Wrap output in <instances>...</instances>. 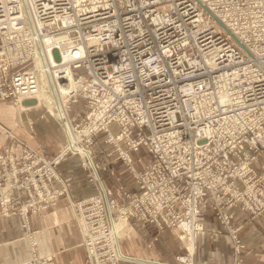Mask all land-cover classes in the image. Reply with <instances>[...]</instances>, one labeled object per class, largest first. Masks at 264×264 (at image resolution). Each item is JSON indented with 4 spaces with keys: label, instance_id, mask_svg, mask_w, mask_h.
<instances>
[{
    "label": "built area",
    "instance_id": "2783aa9c",
    "mask_svg": "<svg viewBox=\"0 0 264 264\" xmlns=\"http://www.w3.org/2000/svg\"><path fill=\"white\" fill-rule=\"evenodd\" d=\"M41 80L64 141L47 157L0 124L19 145L0 148V217L27 229L65 194L85 264H118L119 221L151 224L147 247L171 232L191 255L209 212L235 243L233 209L264 213V0H0V102L36 101ZM70 155L95 187L78 199L58 171Z\"/></svg>",
    "mask_w": 264,
    "mask_h": 264
},
{
    "label": "crops",
    "instance_id": "0c3cea01",
    "mask_svg": "<svg viewBox=\"0 0 264 264\" xmlns=\"http://www.w3.org/2000/svg\"><path fill=\"white\" fill-rule=\"evenodd\" d=\"M7 109L12 110V113L9 114ZM16 115L20 116L22 120H17ZM0 122L16 135L23 138L30 136L27 135L29 133L26 130L23 115H20L18 109L9 101L0 102ZM9 141L5 134L0 133V143L8 144ZM63 141L64 136L58 143L59 147ZM78 166L80 167V164L75 156H70L68 162L63 165L64 174L72 177L70 190L73 192L74 199L94 192L93 184L84 176V171ZM77 167L76 175L73 171ZM244 217H246L244 212L236 210L234 222L244 220L240 237L247 250L243 255L242 264H264V215L252 220H245ZM210 218L217 221L209 212L203 222L206 230L199 235L197 241L194 264H229L231 250L229 239L227 236L215 232L219 226L217 222L211 224L215 221ZM31 224L32 228L37 230L39 253L53 254L51 260L45 264H84L85 255L80 244V234L72 209L65 197H60L54 207L46 209L39 215H32ZM131 226L132 228L128 229L118 241L120 251L128 256L121 259L120 264L176 263L175 252H173V256L167 257L164 256L163 251L164 237L169 240L174 237V234L168 231L162 232L158 239L150 247H147L145 240L147 241L154 233V227L149 223L136 221H132ZM175 240L177 248H180L181 243L176 238ZM29 257V247L23 236L19 217L0 218V264H24Z\"/></svg>",
    "mask_w": 264,
    "mask_h": 264
},
{
    "label": "rangeland",
    "instance_id": "374dc122",
    "mask_svg": "<svg viewBox=\"0 0 264 264\" xmlns=\"http://www.w3.org/2000/svg\"><path fill=\"white\" fill-rule=\"evenodd\" d=\"M51 98H52V96L48 97V99L45 98V100H49ZM35 104H36V101H34V100H25V101H23V105L26 106V107H29V109H23L21 107H18V105H13L12 104L15 108L18 109V113H20V115H23L24 123L26 124V130L29 133L27 135H30V136H27L26 138L28 139V137H30V139L27 140L26 138H23L22 136H20L18 134L16 135L15 133H13L10 130L9 131L16 138H18L19 140L24 141L25 143H27L28 145H30L32 147H42L47 152V153H45V155L47 157H50L55 152H57V150L59 149L58 143H59V141H61V139H62V137L64 135L62 136L63 132L61 130V127H60L58 121H56V119H54L53 117H51L47 113V109L45 108V106L43 104L35 106ZM78 110L83 111L84 107H82L78 103L72 104L70 115L77 113ZM6 111L9 114L12 113V110H10V109H7ZM16 119L17 120H22V118L20 116H18V115H16ZM51 119H53L55 122L52 121ZM0 124L3 125V123H1V122H0ZM3 134H5L7 136V139H9L10 141H9L8 144L0 143V148L1 147H5V146H9V145L13 144V142H14V144L16 145V150L19 151V148H18L19 145L15 141V139H13V141H12L8 134H6V133H3ZM99 147L100 146L97 145V144L94 145L93 146V151L96 152L97 155H98L97 156V161L101 162L102 156L98 153L99 152ZM130 154H131L132 159L135 160V161L139 157H142V158H147L148 157V155H147V153L145 152L144 149H140V151H138V152H131ZM70 156H73V155H70ZM70 156H68L67 159L64 160L61 164H59L58 171L60 172V174L63 177L69 178L68 191H69L70 198L74 199L73 195H72L73 192H71V190H70L72 177L70 175L64 174V171H63V165H65L68 162ZM78 167L75 168L74 171H73V172H75L76 175H77L76 169H78ZM79 168H81L84 171V176H86V178L90 181L88 171L86 169H83L81 166ZM118 169L122 170L121 168H118ZM98 172H99V175H101L103 177V179L105 180L106 184L111 185V186L117 184V180H115L110 174H107V172L102 171V170H99ZM56 186H60V184H56ZM94 192H95V187H94ZM60 197H65L67 202H68L69 207L71 208V205H70V202H69V198L65 194L60 195L56 199L55 203H53L51 205H48L45 209H43L41 211H35V212L27 214V221H28V228L27 229L22 226L23 220H22V218L19 215L12 214V215H8V216H2V217H11V216L19 217L20 225H21V227L23 229V236L26 239V241L28 243V247H29V254H30L29 259L30 258H35V260L38 263L42 262L40 264H45V263L49 262L51 260V258L53 257V254L51 253L49 255V254H41V253H39L38 248H37V230L32 228L31 217H32V215H39L40 213H42L43 211H45L46 209H48L50 207H54L57 204L58 199ZM18 206H19V204L15 205V207H18ZM236 210L242 211V212H244L246 214L247 218L244 217L245 220H252V219H255L256 217L264 215V213H262L261 215H258V216H252L248 211L246 212V211H243V210H240V209H236ZM236 210L233 209V217L231 218L229 223L232 226H234V227L235 226L239 227L238 230H237V233H236V236L238 237V240H239L238 243L234 242V240L232 239L233 237H231V235L228 233V231H226V230H228L227 227L222 222H220L217 217L213 216V217H215L217 219V221L215 219H213V218H210V219H212V221L213 220L215 221V222H213L211 224H215L217 222V224L219 226V228L216 229L215 232L218 233V234L225 235L229 239L230 247H231L229 264H242L243 263V255L245 254V251L247 250L243 239H241V237H240V230L243 227L244 220L243 221L239 220L238 222H234V217L236 215ZM72 212H73V210H72ZM73 216H74V213H73ZM2 217H0V218H2ZM206 217H205V219H206ZM74 219H75V217H74ZM123 222H124L125 230L124 229L122 231L120 230L119 233H120L121 236H123V234L125 232H127L128 229L132 228V226H131L132 222H130V224H131L130 227H129V223H126L125 221H123ZM75 224L77 225L76 220H75ZM239 225H241V227ZM203 227H204V223H203ZM77 228H78V231H79V234H80V239H81L80 244L82 245V247L84 249V255H85L84 264H85V262H86V250H85V246H84V243H83L82 234L80 232V229H79L78 225H77ZM205 230L206 229L204 227V229H203V231L201 233H203ZM201 233H199L196 236V239H195V242H194V247H193L191 255H186L187 254V249L185 247L186 244L184 245L181 241L178 240L179 243H181V244H180V248H177L178 245L176 244V240H175L174 237L169 239V240H167L164 237V241H165L164 244H163L164 256H167V257L173 256V252H175L174 256H175L176 263H174V264H184L183 262L179 261V259H178V256H180V255L191 256L192 264H194V254L196 253L197 241H198L199 235ZM158 237L159 236H157V239H158ZM149 239H150V237H149ZM147 241L145 240V243H147ZM154 241H156V240H154ZM236 246H237L238 251H239L238 253H235V247ZM122 255L124 256V258L128 257L124 253H122ZM236 257L240 258L239 263L235 262ZM29 259H27V260H29ZM25 262H24V264H25ZM118 264H120V262Z\"/></svg>",
    "mask_w": 264,
    "mask_h": 264
},
{
    "label": "bare ground",
    "instance_id": "6f19581e",
    "mask_svg": "<svg viewBox=\"0 0 264 264\" xmlns=\"http://www.w3.org/2000/svg\"><path fill=\"white\" fill-rule=\"evenodd\" d=\"M39 91L35 94L37 100H36V105H40V104H43L46 107H48V109L50 110L51 114H54L58 120L60 121L61 125L62 123L66 120V116L64 115V113L61 112V109L58 107V105H56L55 101H56V98H55V94H54V91L52 88L48 89L46 86H44L42 84V80H41V85L39 87ZM51 99L49 100H45L48 99V97H51ZM18 107H21L23 109H29V107H26L23 105V102H21L19 104ZM51 116V115H50ZM52 117V116H51ZM3 126V125H2ZM4 127V126H3ZM10 132V131H9ZM63 132V131H62ZM11 133V132H10ZM83 157L84 158H87L88 162L89 160L91 159L90 156H88L87 153H83ZM117 227V230L118 231H122L123 229L125 230L124 228V222L123 221H119L116 225ZM192 244V243H191ZM190 247V246H189ZM118 250H119V253L121 255V258H124V256L122 255V253L120 252V249H119V243H118ZM120 262V261H119Z\"/></svg>",
    "mask_w": 264,
    "mask_h": 264
}]
</instances>
